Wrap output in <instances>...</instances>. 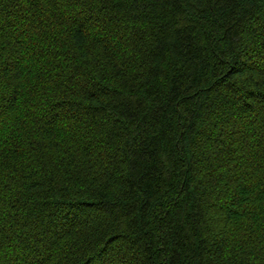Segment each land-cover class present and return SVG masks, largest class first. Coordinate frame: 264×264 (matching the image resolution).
I'll return each mask as SVG.
<instances>
[{
  "label": "trees",
  "instance_id": "1",
  "mask_svg": "<svg viewBox=\"0 0 264 264\" xmlns=\"http://www.w3.org/2000/svg\"><path fill=\"white\" fill-rule=\"evenodd\" d=\"M0 264H264V0H0Z\"/></svg>",
  "mask_w": 264,
  "mask_h": 264
}]
</instances>
